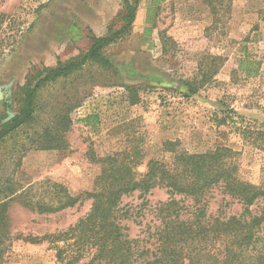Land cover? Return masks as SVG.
Wrapping results in <instances>:
<instances>
[{"label": "rangeland", "instance_id": "rangeland-1", "mask_svg": "<svg viewBox=\"0 0 264 264\" xmlns=\"http://www.w3.org/2000/svg\"><path fill=\"white\" fill-rule=\"evenodd\" d=\"M124 6V0H0L1 122L15 115V93L29 72L77 56L90 33L118 30ZM104 55L113 68L86 66L43 93L44 120L63 105L77 107L62 148L30 151L7 168L15 188L33 187L38 196L49 192L46 183L57 184L78 196L93 190L102 168L96 160L115 157L143 174L150 160L173 162L166 143L189 154L227 147L238 153L239 178L264 187V0H139L130 32ZM246 58L260 64L256 77L239 69ZM172 199L192 205L163 187L122 197L130 239H148L160 223L158 207ZM207 203V215L241 212L219 190ZM90 205L38 214L8 203L0 264H58L51 244L26 239L64 232Z\"/></svg>", "mask_w": 264, "mask_h": 264}, {"label": "trees", "instance_id": "trees-1", "mask_svg": "<svg viewBox=\"0 0 264 264\" xmlns=\"http://www.w3.org/2000/svg\"><path fill=\"white\" fill-rule=\"evenodd\" d=\"M162 2L155 0V4ZM138 3L124 0L118 30L110 27L101 37L90 33L85 50L55 67L29 72L17 88L15 115L7 122L0 120V256L7 240L4 214L8 203L17 200L35 213L54 214L91 200L88 213L64 232L26 240L51 244L58 264H264V187L239 178L238 153L227 147L189 154L176 151L177 143H166L167 151L174 155L173 162L166 165L150 160L143 174L133 172L127 162L115 157L98 159L102 168L93 190L78 196L49 183V192L37 196L33 187L28 191L15 188L14 174L5 176L7 168L18 167L28 152L64 146V132L71 123L69 114L77 105H63L44 120L43 93L86 66L113 68L104 50L130 32ZM3 47L0 41V54ZM239 69L246 77H256L260 64L246 58L239 62ZM186 87L195 93L191 85ZM157 187L165 188L170 196L190 199L192 205L187 207L175 199L161 204L160 223L148 239H130L129 228L122 224L127 216L119 208L122 197L137 191L148 194ZM213 190L238 203L241 212L229 217L221 212L207 215V198Z\"/></svg>", "mask_w": 264, "mask_h": 264}, {"label": "water", "instance_id": "water-1", "mask_svg": "<svg viewBox=\"0 0 264 264\" xmlns=\"http://www.w3.org/2000/svg\"><path fill=\"white\" fill-rule=\"evenodd\" d=\"M10 118L6 119L5 122H7ZM4 123V122H3Z\"/></svg>", "mask_w": 264, "mask_h": 264}]
</instances>
